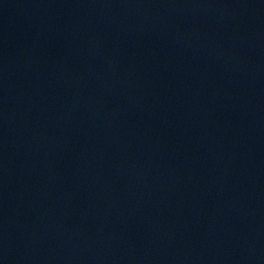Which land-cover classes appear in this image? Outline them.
Segmentation results:
<instances>
[{"label": "water", "instance_id": "1", "mask_svg": "<svg viewBox=\"0 0 264 264\" xmlns=\"http://www.w3.org/2000/svg\"><path fill=\"white\" fill-rule=\"evenodd\" d=\"M0 264H264V0H0Z\"/></svg>", "mask_w": 264, "mask_h": 264}]
</instances>
